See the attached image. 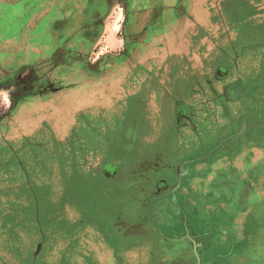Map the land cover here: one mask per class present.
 Listing matches in <instances>:
<instances>
[{
  "label": "rangeland",
  "instance_id": "374dc122",
  "mask_svg": "<svg viewBox=\"0 0 264 264\" xmlns=\"http://www.w3.org/2000/svg\"><path fill=\"white\" fill-rule=\"evenodd\" d=\"M40 1L29 18L24 0H0V143L37 136L54 157L68 152L55 141L79 138L89 149L76 153V169L64 172L54 158L50 175H34L56 206L44 223L24 211L32 200L18 194L20 172L0 180V264H264V12L248 17L264 0H234L231 17L232 0H108L102 19L82 20L81 36L66 34L52 57L37 28L47 11ZM255 72L261 81L245 82ZM215 74L257 95L245 102L254 107L247 119L217 138L240 146L217 162L212 151L185 159L182 148L172 160L184 115L172 111L173 80ZM190 92L177 83V106ZM180 134L175 144L184 146ZM72 174L79 186L64 195ZM189 184L203 196H191Z\"/></svg>",
  "mask_w": 264,
  "mask_h": 264
},
{
  "label": "flooded vegetation",
  "instance_id": "af4514ba",
  "mask_svg": "<svg viewBox=\"0 0 264 264\" xmlns=\"http://www.w3.org/2000/svg\"><path fill=\"white\" fill-rule=\"evenodd\" d=\"M73 1L75 0H41L40 1L41 5L44 6V8L47 10L45 16H48V18L49 16H51L52 18V20L51 21L48 20L46 24L48 25L49 21L54 22L56 19L53 16H55L56 14L61 13L60 15L61 16L60 19H61L65 14L63 8H65V6H67L69 3H72ZM76 1H79L84 4V6L82 5L80 7L79 12L82 15H84V17L88 21L100 20V18H102L104 12L109 6L108 0H76ZM139 14H141V12H139ZM96 28L95 29L93 28L94 31L96 30ZM222 76L223 75L220 76L215 74L213 79H210L208 75H202L201 77L189 76V78L185 81L179 80L176 82V80L174 79L173 80L174 84L172 86V92H173L174 89L176 91L177 83L180 85L181 88L187 84L188 87H191L190 96L192 95L194 96L195 94H198L199 96L202 95L203 98L200 101L201 103L199 104L201 109H198L195 112L194 111L195 108L192 107L190 103L181 102L182 104L180 103L178 106L176 105L177 113L174 114L177 116H179L180 113L184 114L183 117L179 118V120L177 121L183 124V127L185 125H187V127H192L195 132L198 129L197 125H199V123L203 126L202 127L203 136H201L200 138V144H201L200 151L201 152L203 151L201 155L204 156L205 159H207L208 156H210L211 154L209 151H212L213 153H215L214 156L215 162L223 160L224 157H228L230 153L233 152L235 153L236 150L239 148L240 146L239 144L241 142H236V144L226 143L217 146L218 144L217 138H219L223 134V131L231 123H235V125H237L239 117H243L242 119L244 118L247 119V116L244 115L247 114L249 111L245 106V102L246 105H248L249 102L251 103V105H254V103H252L251 101L254 102L256 101V94L253 95V93L251 94V92L245 94L242 93L241 89H239L241 88L240 86L241 82L236 83L238 81V78H235L236 81L234 82H229L226 81L227 76L225 77ZM142 81L144 83L145 78H143ZM220 83L222 85V89H219L217 87V85ZM172 92L170 93V95L172 96V100H174L178 96L176 94H173ZM142 93H145V90H141L140 92L137 93V95H134L133 97L135 98L136 96H139ZM177 93H179V91H177ZM241 99L243 100L240 101ZM234 106H236L239 109V111L241 110V112L235 111ZM184 109L186 110V113H184ZM173 111L176 112L175 110ZM183 127H180L179 129ZM206 145H209L207 151H205L206 148L204 149V146ZM202 146H203V150H202ZM225 154H227V156H225ZM222 155L223 157H221ZM163 186H165V183L160 182L158 184V187H156L157 189L156 191L158 192V190Z\"/></svg>",
  "mask_w": 264,
  "mask_h": 264
},
{
  "label": "trees",
  "instance_id": "16d2710c",
  "mask_svg": "<svg viewBox=\"0 0 264 264\" xmlns=\"http://www.w3.org/2000/svg\"><path fill=\"white\" fill-rule=\"evenodd\" d=\"M55 143L63 147L64 144L68 145L66 149L68 152L65 154L62 152L60 156L58 154V157H54L53 152L51 155L48 139L39 138L37 136H24L17 142L6 141L0 143V180L2 182H12L10 176L13 174L17 175L18 172H20L19 176L26 181L20 186L18 194L24 193L22 194L24 197L32 200V204L28 205V208L24 211L27 215H31V212H33L32 216H34L38 224L44 223V218L54 213L56 206L49 198L50 195L48 191L45 197L40 194V188L33 182L34 175L43 170L47 172V175H50V171L54 166V158H57L55 163L57 165L61 164L60 168L64 170V172L68 170L69 167H72V170L74 167L76 169L77 154L83 155L87 153L89 149V145L86 146L79 138H72V140H66L61 144L57 141H55ZM97 145L102 144L97 142ZM50 161L52 166L49 164ZM74 172H76V170ZM64 176L65 178L68 177L66 175ZM74 176L75 174H72L68 179H65L64 195H70L69 193L77 191L79 184H75ZM103 195H101L100 198L104 197ZM81 212L84 214L86 211L82 210ZM25 213L24 216H26Z\"/></svg>",
  "mask_w": 264,
  "mask_h": 264
},
{
  "label": "crops",
  "instance_id": "0c3cea01",
  "mask_svg": "<svg viewBox=\"0 0 264 264\" xmlns=\"http://www.w3.org/2000/svg\"><path fill=\"white\" fill-rule=\"evenodd\" d=\"M21 1H23V0H21ZM26 3H27V6H26V15H28L27 17H31V15H32V12H33V9H34V5H36L37 3H38V1H37V3H36V0H24ZM143 2V1H146V0H123V2H126L127 3V5L128 4H134V3H136V2ZM148 1H155V0H148ZM259 2H261V1H258V3ZM9 3V2H8ZM7 3V4H8ZM80 5H79V4ZM249 4H251V2H248ZM254 3V2H253ZM10 5H13V6H15L17 3L16 2H14V3H9ZM232 7H233V10H232V12H227L226 14L229 16V17H231L232 15H233V13L236 11V5H235V1L234 0H232ZM82 5H84L83 3H81V2H79V1H73L72 3H69L67 6H65V8H63L64 9V12H65V14H64V16L61 18L62 19V24H59L58 23V25H60V26H57L56 28H55V30L51 27V28H49V24L50 23H53L54 24V22H50L51 20H52V18H51V16H49V18H48V16H42L41 18H40V21L39 22H41L38 26H37V28L40 26V31L41 32H44L45 33V35H46V40H45V42H43L42 43V49H43V54H44V52H46V55H45V57H52V55L54 54V52L53 51H55V52H60V50H62L63 51V49H62V45H63V41L66 39V34H68V35H73V37L75 38V36H81V34L85 31L84 29H81V27L84 25V23H82V20L83 21H85V22H88V20L84 17V15H82L80 12H79V9H80V7L82 6ZM131 5H129V7H130ZM263 6H264V1H263ZM253 7V6H252ZM70 11V12H69ZM106 11H107V9H106ZM105 11V12H106ZM252 12H254V14H252V15H249L248 14V17H249V19H251V18H253V17H255L256 15H258V13H261V12H264V10H255V11H252ZM4 13L5 12H2V10L0 9V17L2 16V15H4ZM61 15V13L60 14H56L55 16H53L56 20H59L60 19V16ZM129 15H131V13H129ZM66 16V17H65ZM104 16V15H103ZM102 16V17H103ZM4 17V16H3ZM28 18V19H29ZM100 19H102V18H100ZM48 20H50L49 21V24L47 25L46 23L48 22ZM26 24V23H25ZM103 26V25H102ZM102 26H100V27H102ZM46 30V31H45ZM37 33H39V31L37 32ZM58 33H62L61 34V38H62V40H60V39H57V37H56V35L58 34ZM63 34L65 35V37H63ZM33 35H34V33H33ZM42 35H43V33H42ZM74 40V39H73ZM77 41V40H76ZM75 41V42H76ZM79 41V40H78ZM77 41V42H78ZM70 43H68L67 41H66V47H67V49L68 50H71V52H72V54H74L75 53V50H74V48L73 47H70ZM232 50H234V48L232 49ZM41 56V55H40ZM229 59H231V57L229 56L228 57ZM248 58H249V61H248ZM247 58V63L248 62H250V57H248ZM65 59H68L69 60V62H67V64L66 65H69V66H71V67H74L75 68V66H76V64H74V63H71L70 62V58H68V57H65ZM81 59H82V57H81ZM87 61V60H86ZM253 61V60H252ZM255 61V60H254ZM85 62V59H82V61H81V63H80V61H78V63H77V66H80L81 64H83ZM124 64V63H123ZM215 65H218V64H215ZM215 65H214V67H215ZM247 72V70H245L244 71V73H246ZM207 73V72H206ZM257 72H255V73H252V74H250L249 76H248V74H247V78L248 79H246V81L245 82H248V83H253V84H257L258 82H260L261 81V77L260 78H257V76H259V75H257L256 74ZM229 75V74H228ZM227 75V76H228ZM225 80V79H224ZM224 80H222V81H224ZM4 81V79L2 80V82ZM226 81H229V82H234L235 81V79H232V80H230L229 78H227V80ZM263 82H264V79H263ZM256 97H257V95H256ZM188 98V99H187ZM202 95H198V94H195L194 96L192 95V96H188V97H186L185 99H186V101L188 100V102L192 105V107H194L195 109H194V111L196 112L198 109H201L200 108V103L201 102H198V101H201L202 100ZM196 100V102H194V101H192V100ZM248 100V99H247ZM177 101H176V98H175V100L172 102V111L173 110H175L176 112H174L175 114L177 113ZM247 110L248 111H253L254 110V107H247ZM183 115V114H182ZM186 127H187V125H185L183 128H181V129H179L180 127L178 126L174 131H172V160L174 159V155H176L177 157H179V155L180 154H182V153H177L176 154V152H177V150H178V148H182L183 149V157H185V158H187V154H189V153H193V151H196V152H200V155H201V153L203 152H201L200 150H201V144H200V142H197V140H196V134H195V132H194V129L192 128V127H189V130H187V134H186V131L184 130V129H186ZM203 126L199 123V125H197V130H196V132H197V134H200L201 136H203V128H202ZM181 131H183V133H181V135L180 136H182V134L184 135V136H187V138H188V140H187V142L185 143V145L183 146V142H182V139H180L178 142H176V144H175V140H176V138H178V135L180 134V132ZM174 140V141H173ZM206 148V150L205 151H207L208 150V148H209V145H206V146H204V149ZM202 150H203V146H202ZM175 156V157H176ZM237 157V156H236ZM238 157H239V155H238ZM185 171H187V170H185ZM196 171H202V169H197L196 168ZM172 172L173 173H175V169H174V167H172ZM188 172V171H187ZM189 173H191V172H189ZM189 173L187 174V176H183V179H185V178H190V175H189ZM172 178H174L175 180H176V178H177V175L175 174V177L174 176H172ZM172 185L174 186V182H172ZM190 186H189V189H188V191H190V195L191 196H203V191L201 190V189H203V188H194L191 184H189ZM172 186V187H173ZM198 198V197H197ZM196 198V199H197ZM198 200V199H197ZM203 200H201L200 202H202ZM202 204H204V202H202ZM203 206V205H202Z\"/></svg>",
  "mask_w": 264,
  "mask_h": 264
}]
</instances>
